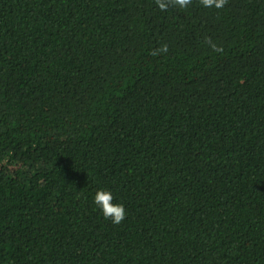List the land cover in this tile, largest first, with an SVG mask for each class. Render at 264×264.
<instances>
[{"label": "trees", "instance_id": "obj_1", "mask_svg": "<svg viewBox=\"0 0 264 264\" xmlns=\"http://www.w3.org/2000/svg\"><path fill=\"white\" fill-rule=\"evenodd\" d=\"M0 264H264V0H0Z\"/></svg>", "mask_w": 264, "mask_h": 264}, {"label": "clouds", "instance_id": "obj_2", "mask_svg": "<svg viewBox=\"0 0 264 264\" xmlns=\"http://www.w3.org/2000/svg\"><path fill=\"white\" fill-rule=\"evenodd\" d=\"M199 2L205 8L215 7L216 9H222L228 3V0H199ZM155 3L161 11H167L170 6L187 9L192 0H155ZM204 43L209 45L215 52L222 53L224 51L222 47L213 43L210 37H205ZM168 51V45L163 44L159 49H154L151 55L167 54ZM113 200L112 193L106 190L98 191L94 198V202L101 209L105 220H110L113 224L119 225L126 218V210L123 204L113 203Z\"/></svg>", "mask_w": 264, "mask_h": 264}]
</instances>
